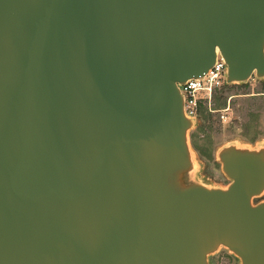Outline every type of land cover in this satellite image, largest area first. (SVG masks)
<instances>
[{
  "label": "water",
  "instance_id": "obj_1",
  "mask_svg": "<svg viewBox=\"0 0 264 264\" xmlns=\"http://www.w3.org/2000/svg\"><path fill=\"white\" fill-rule=\"evenodd\" d=\"M264 79V0H0V264H264V146L195 179L179 85Z\"/></svg>",
  "mask_w": 264,
  "mask_h": 264
},
{
  "label": "rangeland",
  "instance_id": "obj_2",
  "mask_svg": "<svg viewBox=\"0 0 264 264\" xmlns=\"http://www.w3.org/2000/svg\"><path fill=\"white\" fill-rule=\"evenodd\" d=\"M199 125L190 131L195 159V179L226 187L230 179L222 169L218 151L227 145L264 146V79L253 77L246 84H228L226 78L213 90L212 98L202 102ZM264 195L254 200L258 202ZM210 264H241V260L222 246L209 257Z\"/></svg>",
  "mask_w": 264,
  "mask_h": 264
},
{
  "label": "built area",
  "instance_id": "obj_3",
  "mask_svg": "<svg viewBox=\"0 0 264 264\" xmlns=\"http://www.w3.org/2000/svg\"><path fill=\"white\" fill-rule=\"evenodd\" d=\"M226 70V62L219 53L215 64L203 78L189 79L179 85L185 98V113L189 117L198 119L202 102L207 103L212 98L214 88L226 78Z\"/></svg>",
  "mask_w": 264,
  "mask_h": 264
},
{
  "label": "trees",
  "instance_id": "obj_4",
  "mask_svg": "<svg viewBox=\"0 0 264 264\" xmlns=\"http://www.w3.org/2000/svg\"><path fill=\"white\" fill-rule=\"evenodd\" d=\"M240 85H243V84H240ZM198 125H199V121H198Z\"/></svg>",
  "mask_w": 264,
  "mask_h": 264
}]
</instances>
